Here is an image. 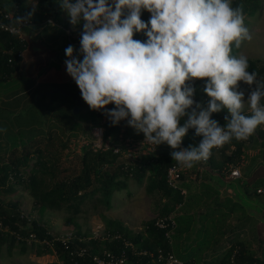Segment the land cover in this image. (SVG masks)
<instances>
[{
  "label": "clouds",
  "instance_id": "9594fccd",
  "mask_svg": "<svg viewBox=\"0 0 264 264\" xmlns=\"http://www.w3.org/2000/svg\"><path fill=\"white\" fill-rule=\"evenodd\" d=\"M59 2L73 26L82 24L78 52L72 45L65 49L66 72L90 109H105L113 126L126 120L149 143H166L173 160L191 168L207 160L213 148L233 138L247 140L264 125V79L247 71L246 56L232 55L233 44L239 48L252 39L242 5L233 7L231 0ZM143 11L150 13L147 22ZM138 32L146 40L134 39ZM197 79L205 81L207 104L194 99ZM240 81L256 84L247 99L251 115L243 114ZM109 104L115 107L106 109ZM222 109L230 114L223 127L212 118ZM189 129L202 139L182 148Z\"/></svg>",
  "mask_w": 264,
  "mask_h": 264
},
{
  "label": "trees",
  "instance_id": "16d2710c",
  "mask_svg": "<svg viewBox=\"0 0 264 264\" xmlns=\"http://www.w3.org/2000/svg\"><path fill=\"white\" fill-rule=\"evenodd\" d=\"M232 6H243L244 17L252 16L259 7V0H231ZM36 10L32 15L21 0H0V9L4 11L15 10L17 15H14L12 23L19 24L23 20L33 22L31 25L24 26V33H29L32 27H37L42 20L48 16H52L57 26L60 25L65 29L67 22L63 20V9L60 6L59 0H37ZM150 13L142 12L141 19L148 21ZM8 22V21H7ZM134 39L146 40V36L138 32L134 35ZM81 40V36L80 39ZM27 38L18 34L10 33L0 29V84H5L9 81L16 71H18L22 62V51L27 46ZM239 48L232 45V55L238 56ZM249 73L256 72L258 79H264V61L248 58ZM204 80L197 79L194 81L196 93L194 99L202 101L204 104L210 100V97L203 92ZM256 87V84H255ZM12 91L14 96H18L26 92ZM56 93L49 94V101L45 102V94L40 98L39 102L46 110L42 116L47 118L52 108L58 104L55 101ZM38 98V101L39 99ZM14 106H18V101L14 98ZM12 101V100H11ZM64 101L63 99L60 101ZM7 104V102H5ZM261 103H264L262 99ZM63 104V103H62ZM30 107V108H29ZM25 109V113H32L31 105ZM57 107V106H56ZM114 104L105 106L106 109L114 108ZM43 108L39 109L42 110ZM57 115L51 124L49 122L46 139L37 137V134L32 136L33 124L27 118H22V112H17L14 118L18 126L28 125V137L22 138V130H7L5 131V143L0 141V195H9L13 193L17 187L27 190L33 199V206L49 209L53 211H63L66 213L64 223L72 226L75 231L73 237L64 241L57 239L45 229L36 220H29L19 209L17 201L3 202L0 199V247L5 245L7 252L10 253L13 249L18 248L21 253H25L30 247L34 250L36 256L55 254L58 262L52 264H92V256H102L105 252L111 251L120 254L125 252L127 256L126 264H152L151 256L156 249L161 247L164 250H171L175 256L183 261V264H264V241L258 243L259 251L247 245L242 240L230 243L227 247L214 246L208 252L204 253L203 260L195 258L193 254L188 253V249L180 241L184 232H187L193 223V215L186 214L185 196L178 189H173L168 186L166 181L167 168L172 164H177L171 156L173 149L166 143L155 146L156 150L149 153L150 156L142 157L134 163L125 164L122 161L120 154L114 153L112 148L108 150L97 149L93 150L90 145H83L81 148L80 165L76 174L70 177H55L52 184L49 185L48 178L44 174L53 170L54 163L57 164L61 158V152L65 148L66 143L59 139L56 132L65 134V130L73 131L79 126L81 121L91 120V127H102L103 140H109L112 145L120 142L118 138L119 132L123 128L122 137H132L134 139L142 138L144 134L137 132L134 128L127 125L126 120H122L118 125L113 126L109 119L104 115L105 109L95 110L89 117L80 116L81 120L74 121L76 114L71 109L64 105H59L56 108ZM227 109H222L219 113H213L212 118L219 122L220 126L226 124L225 116ZM20 113V115H18ZM34 114H32L33 116ZM251 115V112L249 114ZM21 119V120H20ZM187 117L181 119L183 125ZM33 121L35 118L32 119ZM41 119L36 117V122ZM86 122V121H85ZM48 124V122H47ZM256 137L251 135L247 140L252 141L260 139L259 149L262 153L264 161V127H257L255 130ZM55 133V134H54ZM1 135V132H0ZM112 141H111V140ZM202 139L201 136L195 135V129H189L187 135L182 139L184 148L190 145H196ZM246 140H237L233 138L229 143L222 147L213 148L211 156L206 160L210 167L218 168L219 170L225 166V170L229 172L231 165H236V159L242 154ZM233 145L230 154H225L227 149ZM3 146H6L3 148ZM59 147V149L53 147ZM222 156V163L216 162V155ZM50 159L51 163L49 164ZM200 162V161H199ZM198 163V162H196ZM193 167H197L198 164ZM232 163V164H231ZM232 166V167H233ZM133 178L138 182L147 180L149 191H156L167 200L161 211V217L169 215L179 206L182 214L176 217L177 226L172 234L173 241L170 243L165 235V229H161L155 225L156 219H151L145 222L143 232L133 233L125 226L122 221L104 218L106 225L107 238H88L84 239L85 234L81 233L79 223L76 221L77 216L82 211L84 203L94 197L102 202L107 209L111 208V197L115 191L125 189L126 180ZM264 177L258 178L255 183H259ZM181 187L182 184H180ZM259 186H262L258 184ZM257 185V186H258ZM264 187V186H262ZM256 188L254 193H259ZM185 204V205H184ZM197 204V202L195 203ZM209 203L206 204L208 206ZM213 209L208 213L211 215ZM205 228L206 230L208 229ZM215 228L212 224L211 228ZM34 234L35 238L30 235ZM119 235V237H117ZM124 240L132 242L136 250H148L150 255L134 254L131 247L124 245ZM232 241V237H230ZM30 244V245H29ZM35 249H34V248ZM84 250L82 255L78 254L79 250ZM204 246L203 250L205 251ZM256 250V251H255ZM189 255V257H188Z\"/></svg>",
  "mask_w": 264,
  "mask_h": 264
},
{
  "label": "rangeland",
  "instance_id": "374dc122",
  "mask_svg": "<svg viewBox=\"0 0 264 264\" xmlns=\"http://www.w3.org/2000/svg\"><path fill=\"white\" fill-rule=\"evenodd\" d=\"M21 1L29 12L33 11V5H36L37 3V0ZM62 18L67 22L65 30L60 25L53 26L41 24L37 27H32L28 34L24 33L23 35L27 38L28 44L25 50L22 51V62L20 67L9 81H7L5 84H0V141L2 144L5 143V131L9 129L22 130L23 139H26L30 134L32 136L37 134L38 138L40 136V138L45 140L46 138L44 136H46L45 134L48 131L49 122L51 124V121L52 123L55 121L53 119L57 115L56 108L59 105H64L73 111L76 105L75 101L69 96L59 92L55 98V101L58 102V104H56L57 107L54 106L52 108V112H49L46 119L44 116L41 118L42 113H44L46 110L41 104H39V102L42 103L43 99L40 98L42 95L45 94L44 100L45 102H48L49 95L46 93L49 90L54 88L70 90L74 87L73 83L59 81L58 68L52 67L50 70H45L47 68L46 65L49 59L56 58L57 60L62 61L60 56L65 53L66 47L69 45L75 46L72 42L76 39V35L79 32L76 30L82 26V24L73 26L69 22L70 17L65 10L63 11ZM245 25L249 29L252 39L250 41L246 40L242 42L238 56L244 55L247 58L264 61V0H259V7L252 16H245ZM67 30H69V33ZM238 85L239 87L237 90L244 92V100L246 101L243 114H249L251 110L247 103V99L250 92L255 88V83L250 86L243 81H240L238 82ZM26 89V92L18 96H14L12 94V91L14 90L16 92H20L22 90L25 91ZM14 98L17 99L19 103L18 106H14ZM38 98H40L39 101ZM62 99L64 101L60 102ZM5 102H7V104ZM29 105H31L32 113L28 114L24 111L29 107ZM85 107L89 112H85ZM40 108L43 109L39 112ZM94 111L95 110L90 109L87 103L83 100L78 106V112L74 117V121L83 119H79V117L83 115L89 117ZM17 112H22L21 119L25 117L31 124H33L32 133L29 134V130H24L29 128L28 125L23 127L17 125V121L14 118ZM226 113L229 114L228 111ZM32 114L34 115L32 116ZM18 115H20V113ZM36 117L41 119L39 123L36 122ZM33 118H35L34 121L32 120ZM224 126H226V124H224ZM263 127L264 125H260V128ZM122 128L124 127L122 126ZM122 128L118 135L119 139L123 138ZM56 135L58 137L54 138V140L56 141L59 139L61 142H65L66 146L61 152L59 163H54L53 170L47 172L46 174L43 173V175L48 178L49 185L52 184L54 176L56 178H64L76 174L80 165L82 146H92L95 140L93 130L91 128V120H89V118L87 120L81 121L75 130H65V134L63 135L60 132H56ZM253 135L255 138L257 133L254 132ZM259 142L260 139H258V141L255 139L252 141H245V146L242 151L243 153L240 154L238 159H236V165H234L239 167L241 177L245 176L246 173H252V170L257 166H261V168L255 172V176L260 175L259 171H264V161L262 160V153L259 149ZM230 146L231 147L227 149L225 154L231 153L233 145ZM4 147L6 146H3V148ZM54 148L59 149L58 146L53 147V150ZM145 150V146H137L135 157L136 161H140L142 157L150 156V154L146 153ZM129 159H131V157H124L121 155V160H125V164L132 163ZM222 159L223 158L220 154H217L215 157L216 162L219 163H222ZM46 160H49V164L51 163L50 159L47 158ZM197 164L199 167L203 168L208 166L207 162L202 163L200 161L196 163V165ZM232 166L233 165H231V167ZM196 171L197 170L195 169L192 170V168H189L183 174L184 180L188 181L189 178L191 179L192 183L190 184L192 186H197L200 183L198 180L203 179L196 174ZM210 172H212V170H210ZM227 175L229 176V173ZM193 176L194 182L191 178ZM126 184L127 186L125 189L115 191L113 193L111 197L110 209H107L102 202L98 201L97 197H94L84 203L82 206V211L77 216L76 221L79 223L81 233L85 234V240L95 237H99L101 239L107 238V231L105 229L106 225L104 222L105 217L122 221V223L133 233L143 232L145 228V222L161 217L162 208L164 207L167 200L163 198L160 193L156 191H149L146 179L142 182H138L133 178H128L126 180ZM258 184L264 186V178L260 183L258 181L257 183L253 182L250 184V190L252 188L255 189ZM197 189L198 188H195V190ZM260 189V192H264V187ZM247 198L249 200L264 201V193L257 194L252 192ZM0 199L3 202L17 201L19 203V209L24 214V216H26L29 220H36L39 222L45 227L48 233L54 237H73L75 229L72 226L66 225L64 223V217L66 213L63 211H53L34 207L32 204L33 199L27 190L17 187V189L9 195H0ZM240 203L244 206L248 205L243 200H241ZM194 208L196 210L195 217L193 216V223L191 228L187 231V237H189L190 241L183 243V245H185V247L188 249L189 254H193L195 258L199 259V261H202L204 253L211 250L212 247L218 246L219 242H222L224 247H227L230 244L231 236H228V230H230V227H233V225H225L224 223L221 224V222L224 221V218H219L216 221L215 218H213L208 221V224L211 226L215 221L213 223L215 224V229H223V234L220 236L217 230H213L211 227H208L206 230L205 228H207V224H203V220L200 222V220L196 218L198 214L197 212L200 208L198 205ZM180 212L181 209L179 207L170 214L174 215L176 220V217L180 215ZM249 227H251V225ZM252 229L254 230L253 234L252 232H249V234L244 232V236L246 238L248 236L250 238L254 237L255 246L252 248L259 251V249H257L258 243H256L258 241L257 235H254L256 234V224L252 227ZM204 246L206 247L205 251L203 250ZM54 262H58V258L55 254L36 256L34 250H31L30 247H28V250L25 253H21L18 248L13 249L10 253H8L5 245L0 247V264H52Z\"/></svg>",
  "mask_w": 264,
  "mask_h": 264
},
{
  "label": "crops",
  "instance_id": "0c3cea01",
  "mask_svg": "<svg viewBox=\"0 0 264 264\" xmlns=\"http://www.w3.org/2000/svg\"><path fill=\"white\" fill-rule=\"evenodd\" d=\"M77 50L80 49L77 46H74ZM62 61L54 59H49L47 62V68L45 69L50 70L52 67H56L59 69V81L60 82H67L73 83L74 87L70 90H75L78 88L75 81L72 79L70 75L66 72V65L65 60L67 59L65 53L60 56ZM82 59V56L80 57ZM83 99H81V102ZM89 112L88 109L85 107V112ZM123 129V128H122ZM192 170H197L196 174L203 178L202 180L199 179L200 182L197 186H192L191 179L182 180L181 184L183 188L186 190L185 195V204L188 203L186 207V214H191L195 217V206L198 205L200 208L198 210L197 217L200 222L203 220V224H207V226L211 227L208 224L210 219L215 218V221L219 218L223 219L224 221L221 222L225 225L232 224L233 227H230L229 234L232 237L231 244L236 242L237 240L244 241L247 245H251V247L255 246V238H250L249 236L246 238L244 236V232L249 234L252 232V227L256 224V234L257 235V242L264 241V201H257V200H249L247 197L250 193L253 192L254 188L250 190V184L257 181L258 178L264 177V171H259L260 175L255 176V172L261 168V166H257L255 169L252 170V173H246L243 177H230L227 174V169L225 170V166L222 167L221 170L215 167H210L208 165L206 168L203 167H191ZM212 170V172H210ZM194 182V176L191 177ZM195 188H198L195 190ZM256 188H263L262 186H256ZM264 193V192H259ZM243 200L247 206L242 205L240 202ZM197 202V204H195ZM209 203L208 206L206 204ZM184 204V205H185ZM213 209V213L208 215V213ZM183 211L180 212L182 214ZM214 221V222H215ZM213 222V223H214ZM212 223V224H213ZM215 225V224H214ZM251 225V227H249ZM213 230H217L219 235L223 234V229L213 227ZM250 230V231H249ZM187 232H184L183 236L181 237L180 241L183 243L190 241L189 237H187ZM226 239V238H225ZM173 241V237H172ZM171 241V242H172ZM219 247L224 246L222 242H219ZM229 246V245H228ZM223 248V247H222Z\"/></svg>",
  "mask_w": 264,
  "mask_h": 264
},
{
  "label": "built area",
  "instance_id": "2783aa9c",
  "mask_svg": "<svg viewBox=\"0 0 264 264\" xmlns=\"http://www.w3.org/2000/svg\"><path fill=\"white\" fill-rule=\"evenodd\" d=\"M14 15H17L15 10H10V11H4L0 9V29L6 30L10 33L18 34L23 36L24 35V26L31 25L33 22L31 21H26L22 20L19 24H13L12 20ZM8 21V22H7ZM53 25L57 26L56 22L54 21L52 16L46 17L44 20L40 22L39 25ZM65 30V29H64ZM78 34L76 35V39L72 42L75 46L81 47L80 45V36H81V31H82V26L76 30ZM69 33V30H67ZM93 130V134L95 137V140L92 144V149L97 150V149H102V150H108L111 149L113 150L114 153H118L123 155L124 157H131L129 159L132 163L136 161V149L138 145L145 146L146 148V153H152L156 150L155 145L149 143L147 140H145V136L142 138H137L134 139L132 137H126V138H121L120 142L112 145V143L109 140H103V129L102 127H91ZM182 148H184L181 145ZM202 163H205L206 160H202ZM189 168H185L181 165L177 164H172L167 168L166 172V181L168 186H170L173 189H178L180 193L185 196L186 195V190L181 187V182L183 180V174L185 171H187ZM229 176L236 178L240 177V169L237 166H233L230 169ZM258 192L261 191V189L257 190ZM179 206L176 207L178 209ZM155 225L161 229H165V235L169 239L170 243L172 241V234L175 231V228L177 226L176 220L174 215L169 214L164 217H159L155 221ZM31 238H35L34 234L30 235ZM71 237V236H70ZM57 238L61 239L62 241L70 238ZM119 237V235L117 236ZM124 245L126 247H131L133 249L134 254H142V255H150L148 250H136L135 246L132 244V242L124 240ZM84 253V250H79L78 254L82 255ZM150 262L152 264H183V261L179 259L171 250H164L163 248L159 247L156 249L155 253L151 256ZM127 263V256L125 252H121L120 254L113 253L111 251L105 252L102 256L100 255H93L92 256V264H126Z\"/></svg>",
  "mask_w": 264,
  "mask_h": 264
},
{
  "label": "water",
  "instance_id": "95a60500",
  "mask_svg": "<svg viewBox=\"0 0 264 264\" xmlns=\"http://www.w3.org/2000/svg\"><path fill=\"white\" fill-rule=\"evenodd\" d=\"M56 92H60L64 95L69 96L72 100L75 101L76 105L73 109V113L77 114L78 112V106L81 104V99H82V95L81 92L79 90V88L75 89V90H66V89H62V88H54L49 90L46 94L49 95L51 93H56Z\"/></svg>",
  "mask_w": 264,
  "mask_h": 264
}]
</instances>
